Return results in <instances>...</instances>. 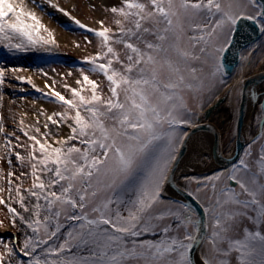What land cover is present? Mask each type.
Instances as JSON below:
<instances>
[{
	"label": "snow or ice",
	"instance_id": "6c2138e0",
	"mask_svg": "<svg viewBox=\"0 0 264 264\" xmlns=\"http://www.w3.org/2000/svg\"><path fill=\"white\" fill-rule=\"evenodd\" d=\"M30 5L51 7L96 38L82 64L103 79L81 67L74 84L62 83L66 96L43 69L47 92L16 75L21 69L0 66V88L9 78L26 82L63 109L41 108L32 124L13 113L29 143L0 119L10 169L0 205L23 237L0 239V264H264V131L230 167L181 174L183 197L165 195L187 129L200 127L221 90L242 95L240 81L227 85L224 54L240 22L264 33V2L121 0L106 8L114 26L100 19L93 28L53 0H0V47L51 53L58 45ZM13 158L26 171L17 175Z\"/></svg>",
	"mask_w": 264,
	"mask_h": 264
},
{
	"label": "rangeland",
	"instance_id": "374dc122",
	"mask_svg": "<svg viewBox=\"0 0 264 264\" xmlns=\"http://www.w3.org/2000/svg\"><path fill=\"white\" fill-rule=\"evenodd\" d=\"M53 3L64 7L71 13L72 16L76 17L81 22L88 24L90 27L97 28L98 24L96 21L100 19H103L107 26H114L112 24V14L107 12L106 8L112 5L119 7L121 0H53ZM91 5L96 6L95 10ZM30 6L33 7L42 22L53 32L58 45L53 47L51 53H46L43 50L9 52L7 49L0 47V66H4L6 69H21V71L16 73V75L31 77L33 82L37 85V88L47 92L50 89H47L44 86L45 77L40 72V69H43L44 72H48L50 76L59 81L56 85V90L61 91L62 94L66 96H69L70 94L67 90H64L61 85L65 81L69 84H74V80L79 76V70L81 67L88 72V66L82 64V61L85 56L94 54L96 38H94L91 34H88L84 29H80L71 21L69 17L61 14L51 7L46 6L41 8L36 7L35 5ZM27 22L31 23V21ZM41 35L46 34L42 32ZM86 35L89 40L93 41L92 44H87L85 42ZM261 35L262 37L257 42L248 45L241 50L239 63L234 68L233 72L229 76H226L228 86L235 85L237 81H240L242 86V82L246 77L264 70V33ZM77 43L80 45L79 48L75 46ZM117 48L122 51L120 46H117ZM69 72H72L73 76L68 77L66 74ZM88 74L91 78L97 79L98 81L103 79L97 74L91 72H88ZM61 77L64 79L62 80ZM261 88L264 89V84ZM106 92L107 90L105 89V93ZM0 95L3 96L2 104H0V119H3L6 131L9 133L15 132V134L20 136L21 140L25 143H29L27 138L12 125L11 115L13 113L16 114L17 122L21 118L20 114L26 113V116L24 117L25 123L32 124L38 110L41 108L48 114H51L54 111L59 112L63 110L58 103L47 99L40 91L33 89L31 85L26 82L13 80L11 78L7 79L5 86L0 88ZM218 95L220 98H223V100L219 108L213 110L211 118L220 126L218 131L220 133L221 150L225 155H230L235 143L237 104L239 99L235 94H228L226 90H221ZM186 99H188L191 104L189 94H186ZM258 99L259 101L255 105V109L252 114L253 118L251 124L249 125L248 137H246L247 144L245 145L244 150L259 131H264V124L260 127V121L263 117L261 115L260 105L264 104V95H261ZM215 102L216 100H213L212 104ZM40 119L43 122L45 117L41 116ZM200 121H205L203 119V115L199 119L198 123H200ZM50 127L54 129V126L50 125ZM187 130L189 131L190 129ZM41 131L43 132L44 129L42 128ZM68 131L69 130L66 127L63 128L61 130V135L68 134ZM4 142V136L0 135V169H3L4 176V179L0 180V186L7 189V173L10 169L6 162V150L3 147ZM243 152L241 155H243ZM21 154L25 155L26 153L21 151ZM210 160L209 154H204L200 160L202 168H206L210 163ZM13 166L12 170L15 171L17 175H19L21 171H26V169H21L17 166V162L14 158ZM221 170L223 169L215 168L214 170L208 172H194L186 174L203 177ZM179 177L177 178L178 183H180ZM30 183L31 179H26L24 181V187H29ZM0 195L4 196L5 199L8 198L7 191L0 193ZM13 206L17 205L13 204ZM9 215L10 214L7 212L6 207L0 205V221L3 222V227H0V239L11 241L13 237H15L18 240H22L23 237L20 234L19 222L18 227H12ZM0 251H3V249L0 248Z\"/></svg>",
	"mask_w": 264,
	"mask_h": 264
},
{
	"label": "water",
	"instance_id": "95a60500",
	"mask_svg": "<svg viewBox=\"0 0 264 264\" xmlns=\"http://www.w3.org/2000/svg\"><path fill=\"white\" fill-rule=\"evenodd\" d=\"M260 2H264V0H260ZM261 32L259 31V27L257 24L252 21H242L237 25L236 30L231 35V44L228 46V51L224 54L225 56V72L226 76H229L234 68L240 61V52L243 48L248 45L256 42L260 36ZM264 82V70L254 73L248 77H246L242 82V95L240 97L238 110H237V120H236V130H235V143L234 149L230 155H225L220 148V133L219 131L212 125V123H208L207 121L201 122L200 127L198 129H190L189 132L192 134L199 131H209L214 135V140L211 149V157L217 168L225 169L231 166L230 161L236 156L241 155L245 145L247 144V139L241 132V126L243 124V119L247 107V100L251 95L255 93V90ZM223 98H220L219 101H216L212 105H210L204 112V117L207 118L210 113L218 107V105L222 102ZM188 143V142H187ZM180 150L179 159L175 164V176L177 178V170L179 165L187 152L188 144ZM219 145V146H217ZM169 189L173 191L175 196L183 197V192L180 191L179 184L177 183V179L175 182L169 181ZM199 252V247L195 249L192 253L193 259L195 260L197 257V253Z\"/></svg>",
	"mask_w": 264,
	"mask_h": 264
},
{
	"label": "bare ground",
	"instance_id": "6f19581e",
	"mask_svg": "<svg viewBox=\"0 0 264 264\" xmlns=\"http://www.w3.org/2000/svg\"><path fill=\"white\" fill-rule=\"evenodd\" d=\"M260 86L255 90V93L253 95H251L250 98L247 100V107H246V111H245V115H244V119H243V124L241 126V132L243 133V135L245 137H248L249 125L251 124V121L253 118L252 114H253V111L255 109V105L259 101L258 95H259V92L261 90ZM241 90H242V86H241ZM240 97H239V101H240ZM239 101H238L237 107L239 105ZM220 104L218 105V107L216 109L219 108ZM208 107H206L205 110ZM205 110H204V112H205ZM237 110H238V108H237ZM212 114H213V111L210 113V115L207 118H205L204 114H203V119L205 121H207L208 123H212V125H214V127L218 130L220 128V126L217 122L212 120V118H211ZM236 120H237V117H236ZM205 121H202V122H205ZM200 123H201V121H200ZM262 126H263V124L260 125V127H262ZM213 140H214V135L212 132H209V131L203 130V131H199V132H196V133L191 135V139L188 140V143H187L188 144L187 152L184 155V157H183V159L179 165V168L177 170V173H176L177 178L181 174L194 173V172L195 173L196 172H208V171H212L215 168H217L216 165L214 164L213 160H212V157H211V149H212ZM233 149H234V145H233L232 151H233ZM204 154H209L210 159H211L210 163L208 164V166L206 168H202L201 163H200L201 157ZM177 183H178V181H177ZM165 195L175 196L173 191H171L170 189H168V191L165 193Z\"/></svg>",
	"mask_w": 264,
	"mask_h": 264
},
{
	"label": "flooded vegetation",
	"instance_id": "af4514ba",
	"mask_svg": "<svg viewBox=\"0 0 264 264\" xmlns=\"http://www.w3.org/2000/svg\"><path fill=\"white\" fill-rule=\"evenodd\" d=\"M261 37H262V35L260 36V38H261ZM260 38H259V39H260ZM259 39H258V40H259ZM258 40H257V41H258ZM257 41H256V42H257ZM254 43H255V42H254ZM254 43H253V44H254ZM263 84H264V82L261 84V86H262ZM261 86H260V89H261V90H260L259 95H258L259 97H260L261 95H264V89H262ZM260 122H261V123H260L261 125L264 124V123H263V122H264V116L262 117V120H261Z\"/></svg>",
	"mask_w": 264,
	"mask_h": 264
}]
</instances>
